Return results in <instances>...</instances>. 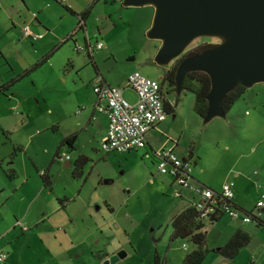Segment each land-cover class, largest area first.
Segmentation results:
<instances>
[{"label": "rangeland", "instance_id": "374dc122", "mask_svg": "<svg viewBox=\"0 0 264 264\" xmlns=\"http://www.w3.org/2000/svg\"><path fill=\"white\" fill-rule=\"evenodd\" d=\"M106 6H112L108 16L101 14L100 5L90 8L87 14L90 42L93 43L97 27L104 44L91 54V59L85 56L83 49L74 50L66 42L53 54V59L61 65H42L5 93L0 92V186L6 183V193H10L6 203L0 205V210L6 207L10 212L7 219L0 212L4 218L0 224V244L11 241L16 252L22 248L21 264H40L50 258L48 254H59L71 260L78 253L73 263L68 260L64 263L103 264V260L95 259L96 252L109 257L120 251L125 255L112 264H151L154 251L165 260L164 264H179L193 245L186 239L170 240V220L188 202L171 194L175 185L168 174L157 171L152 157L153 148L161 147V142L167 138L176 142L174 151L190 158L191 162L199 157L192 170L201 169V176L211 184L219 185L227 180L248 211L253 210L260 194L264 201V82L246 88L224 117L215 116L207 122H202L193 111L191 92L183 90L177 96L167 91L165 98L173 112L167 113L166 120L158 126L157 144L154 146L151 142L152 147L147 145L123 153L104 152L97 140L103 123L95 118L75 142L76 151L67 152L71 166L64 165L67 159L54 158L48 169L51 189L41 186L35 168L44 170L60 139L71 130H78L79 120L72 118L77 110L73 107L74 97L64 83L68 76L64 80L61 77L65 58L70 56L74 65L82 66L85 80L90 79L87 83L90 89L91 78L96 73L109 85L120 87L118 85L126 82L127 75L133 71L160 80L185 53L217 40L197 37L179 57L167 65H157L153 56L160 41L145 35L153 7L123 6L117 1ZM12 60V65L22 62L18 58ZM81 95L82 101H92L93 106L96 99L93 93L88 91ZM123 97L129 102L135 99L129 90L123 92ZM84 123L85 117L81 126ZM54 124H57L56 131L50 128ZM90 135L94 136L92 141ZM13 146L20 149L13 153ZM65 148L62 145L59 152ZM78 150L90 158L80 178L71 174ZM8 172L12 175L10 184ZM235 172H239V176ZM81 180H85L82 185ZM63 200L70 201L63 205ZM54 210L58 212L49 216L48 212ZM40 217L45 220L43 224ZM64 217H68L67 220ZM15 218L27 229L20 231L14 225ZM46 223L50 233L54 229L60 231L52 243L45 237ZM241 223L248 228L245 232L250 240L239 250L234 264H264V228H255L254 221ZM223 224L233 223L221 218L217 224H204L202 230L206 232L205 239L209 237L208 244L216 240L223 244L229 239L230 231L223 228ZM37 228L40 233L36 232ZM2 246L6 252L7 244ZM204 263L214 264L209 257Z\"/></svg>", "mask_w": 264, "mask_h": 264}, {"label": "crops", "instance_id": "0c3cea01", "mask_svg": "<svg viewBox=\"0 0 264 264\" xmlns=\"http://www.w3.org/2000/svg\"><path fill=\"white\" fill-rule=\"evenodd\" d=\"M115 1L116 0H64L62 2H58L57 0H0V85L4 84V83L6 84V82H8L10 79H12L16 74L22 72L24 69H26V68L30 67L31 65H33L34 63H36L45 54H48V56L44 59V61L41 62L31 72L22 76L21 78H25L27 76H30V74H32V72H34V70L41 67L42 65H61V62L60 63H59V61L56 62L57 60L53 59L54 58L53 54L55 51H57L61 46H63V44L65 45L66 42L69 44L68 46H72L73 48H74L75 44H84L83 31L81 29H75V27L78 23V19H79L78 16L80 15V13H82L85 9H87L88 10L87 14H89L91 12V9L94 8L95 5L96 6L100 5V6H102L101 7L102 8L101 14L102 15L106 14L108 16L109 10L111 9V7L113 5L110 7H107L106 5H111ZM89 9H90V11H89ZM33 12H35L34 17L31 15V13H33ZM87 14L85 15V18L83 19L86 31H87V27H90L89 20L87 19V16H88ZM24 23H27L29 26L32 25V30L34 32L42 34V36L39 39L34 40V41H36V43H34V41H32V40L24 38L21 35V27H22V24H24ZM50 25H52V27H50ZM149 26H150V23L148 24V27ZM69 34H71V37L67 38V35H69ZM87 34L89 36V41H90L91 36H90L88 31H87ZM101 37H102L101 33L99 32L98 28L95 27V35L93 36V42L95 40H101ZM63 38H67V39L65 41L61 42ZM27 42L29 43V45H27ZM85 56L88 57L89 59H91L87 54H85ZM13 58L15 61L17 60V58L21 59L22 62L20 64H16V65L13 64L14 65L13 66L11 64L13 62V60H12ZM11 65H12V67H11ZM63 65H64V68L61 71V73H62L61 77H62V80H64L65 77L68 76V80L64 81V83L65 82L67 83L68 87L71 89L72 96L74 97L73 107L77 108V110L75 109V112L72 114V118H73V120H76L78 118V120H79L77 123L78 124V126H77L78 130H71V132H69L63 138H61V139H64L68 135L75 134V138H74L73 142L71 143V145H72L71 149L67 145L62 144L66 148L63 149V151L59 152V149L62 147V145L59 144L60 141H59L57 147L54 149L53 154H52V158L50 159L48 166L46 168H44L49 181H50V176L48 174V169H49V166L52 163L54 158H57L59 156L64 160L67 159V161H64V164L66 162H69L71 159H70L67 152H69V149L71 151H74V150L76 151L75 142H77L79 140L80 135L82 133L87 131L88 127L91 126V124L95 118H97V120H99L98 122L102 121V123H103L101 132H100L99 136L97 137L98 145L100 148V144H99L100 142L99 141L105 133L106 124H107L106 113L104 111L103 112L97 111L94 107L95 103L92 106V103H93L92 101H90V102L89 101H82L83 96L81 95L82 92H88V91H89V93L91 92V95H92L93 83L96 80L99 81L100 79H102L103 82H105V80L99 74L96 73V75L91 78L92 85L90 84V86H91V89H90L87 86V83L90 81V79L85 80L86 79L85 74H84V72L82 73V71H81L82 66L74 65V62H73L72 58H70V56L67 59L65 58ZM21 78H19L14 83L15 84L18 83L21 80ZM105 83H107V82H105ZM12 85L8 86L6 89L9 90V88L12 87ZM125 85H126V82L124 81L121 85H118V86L122 87L124 91L125 90L131 91L129 88H124ZM5 90L3 93H5ZM131 92L133 93V91H131ZM93 95L95 96L94 93H93ZM95 102H96V99H95ZM99 103L101 104V101ZM79 106H80V109H78ZM95 112L97 114H94ZM84 117H85V123H84V126H81L82 120L84 119ZM165 120H166V118L162 122H164ZM162 122L157 124L155 127L151 128L147 132L146 144L148 146L152 147L151 142L153 143L154 146L157 144L155 142L156 141L155 133L157 132L158 126ZM50 128L53 131H56L57 130V124L51 125ZM89 139L92 141V139H94V136L90 135ZM168 143L169 142H166L164 140L163 142H161L160 145L168 146L167 145ZM174 145H176V142H174ZM67 149H68V151H67ZM174 149H175V146H174L173 150ZM153 150H155V149L153 148ZM63 153L67 154V158H64L62 156ZM176 154L178 156L185 157L183 154H178V153H176ZM78 155H83V156L87 157V159H90L87 154H85L84 152H81L80 150L77 151V154L75 157H77ZM190 155H191V153H190ZM194 161H196V162L194 163ZM198 162H199V157H198V159H193V165H196ZM9 163H11V161H9ZM84 166H85V164L80 168V175L78 176V178L83 176L82 169ZM35 170H38V169L35 168ZM35 173H36V171H35ZM235 174H236V176H239V172H235ZM191 175L193 177L192 178L193 182L204 184V185H206V186H208V187H210L216 191L220 190V186L224 182L222 180L221 184H219V185L211 184L209 181H207L205 178H203L201 176V169H198V168H194L191 171ZM7 177H8L7 181L10 184L11 181L9 179H12L11 178L12 177L11 172L7 173ZM4 178H6L5 175H4ZM38 178L40 180L41 186L43 188H46L42 184L39 176H38ZM84 181L85 180H83V181L81 180V185ZM107 182H108V180L105 181V183H107ZM49 188L51 189V182H50ZM12 191H15V187H13V186H12ZM78 191L79 190H77V193H78ZM233 191H234V197H233L234 203L236 205H238L239 207L247 210L241 204V203H243L241 196H238L237 192L234 189H233ZM9 194H8V191L6 193V183L3 182V184L0 186V205L6 203V200L8 199ZM239 199H240L241 203H240ZM69 201L70 200H67V201L63 200L61 203L64 205V204H67ZM255 210L257 211V209L253 206V213ZM263 210H264V207L260 208L259 213L261 215L262 221L264 222ZM0 212L6 216V219L8 218L9 213H10L9 210L6 209V207L3 208L2 210H0ZM56 212H58V210L48 212V215L52 216L51 214H54ZM11 216H13V213H11ZM67 218L68 217H64V219H66V220H67ZM221 218H225L229 222L233 223V224H229V225L223 224V228L226 227L229 229L230 234H227L229 236L236 229H241V230L247 231V232L249 231L247 227L242 226V224H245V223H241L240 221H234V220L228 219V217H226V216H221L220 219ZM220 219H218L217 221H215L213 223L217 224L220 221ZM39 220L42 224L45 222L43 217H40ZM39 220H35V222L39 221ZM3 221H4V218L2 216H0V224H2L1 222H3ZM14 221H15L14 225L17 226V228L20 231H22L23 229L21 228V224H23V223L19 222V223H21L19 225L18 224L19 220H17L16 218L14 219ZM45 226L47 228V232L45 234V237L47 238L48 242L50 241V243H52L53 242L52 240L55 239L54 236L57 235L58 232H60V231H58L57 229H54L50 233V229L48 228L47 223L45 224ZM255 228H260V227H255ZM36 232L40 233L41 230L37 228ZM62 235H65V233H62ZM208 238L209 237L206 238V248H208L210 251L206 254V256L203 259L201 264H205L204 262H205L206 257H209L210 259H212L214 264H234L238 253L232 259H225L221 255H219L218 253H215L213 250H211V249H214V248L222 245V242H219L218 240H216V241H212L211 244H208ZM11 243H12L11 241L10 242L7 241L6 243L0 244L1 248H3V249H4V247L2 246V244H7V246H8V247H6L7 256H6L3 264H21L20 258L23 259V257H20L19 254H21L22 248H20L19 251L16 252V249H14L12 247ZM78 254H76V256L71 260L70 259H64L59 254H55V255L48 254L47 256L50 258L47 261H44L40 264H48V263L49 264H65L64 263L65 260H68L69 262L73 263L74 259L78 256ZM107 257H108V255H106L105 257H103L99 261L101 262L102 260L106 259ZM222 260H223V263H222Z\"/></svg>", "mask_w": 264, "mask_h": 264}, {"label": "water", "instance_id": "95a60500", "mask_svg": "<svg viewBox=\"0 0 264 264\" xmlns=\"http://www.w3.org/2000/svg\"><path fill=\"white\" fill-rule=\"evenodd\" d=\"M123 6L150 5L153 15L146 37L160 46L153 61L167 65L180 56L197 37L218 39L211 47L182 57L174 68L175 94L190 72L209 78L202 122L224 117L226 95L237 86L249 88L264 82V0H121ZM70 166V162L64 164ZM125 255H110L103 264H112Z\"/></svg>", "mask_w": 264, "mask_h": 264}, {"label": "built area", "instance_id": "2783aa9c", "mask_svg": "<svg viewBox=\"0 0 264 264\" xmlns=\"http://www.w3.org/2000/svg\"><path fill=\"white\" fill-rule=\"evenodd\" d=\"M63 1V0H58ZM34 17L35 13H31ZM80 21L79 24L80 25ZM22 36L34 41L41 37V34L30 30L28 24L21 27ZM84 44L75 45L74 49H83L91 55L95 50L104 47L101 40L89 41V36L84 31ZM133 91L135 99L129 102L123 97V88L111 86L102 80L95 81L92 91L96 96L95 109L105 112L107 124L104 135L100 139V149L104 152H128L133 149L145 147L147 132L165 119L164 109L165 88L159 80L142 75L138 71L129 73L126 77V85ZM104 102L101 106L100 101ZM170 145H162L153 150V162L160 173L168 174L171 183L175 185L171 194L174 197L186 200L194 208L199 209L202 214L207 210L212 211L219 207L223 215L232 220L250 222L248 213L231 207L229 202L234 197L232 187L227 181L221 184L220 190L216 191L203 184L193 182L191 177L192 163L189 158L178 156L173 150V140L167 138ZM62 156L67 158V154ZM40 173H42L40 171ZM254 207L257 209L254 215L259 214V209L264 207L263 195L256 200ZM185 248V245H183ZM6 254L0 249V261Z\"/></svg>", "mask_w": 264, "mask_h": 264}, {"label": "trees", "instance_id": "16d2710c", "mask_svg": "<svg viewBox=\"0 0 264 264\" xmlns=\"http://www.w3.org/2000/svg\"><path fill=\"white\" fill-rule=\"evenodd\" d=\"M87 12L88 10L85 9L82 13H80L79 17L83 20ZM216 43H213V44L205 43L203 45H200L199 47H197L195 51H189L185 53L184 56H187V55L196 53L202 49L211 47L212 45ZM47 56L48 54H45L36 63L24 69L22 72L16 74L12 79L6 82V84L5 83L1 84L0 92H4V90L8 86L12 85L19 78L28 74L33 69H35L41 62L44 61V59ZM176 63H174L171 69L168 70L164 74L163 78L161 79V84H165V89L167 88L166 92L167 91L175 92L174 68H175ZM208 88H209V78L203 72H190L185 75L182 81L181 91L186 90L193 94L194 96L193 111L200 118H202V116L205 113V109L207 105L206 100H205V94L207 93ZM244 90L245 88L239 85L226 95L224 99V103H223V108L225 112L228 110L229 106L232 103H234L238 98H240ZM164 109L166 113L173 112L172 105L168 104L166 101L164 103ZM74 138H75V134L68 135L64 139H61L59 144L60 145L65 144L71 149L72 148L71 143L73 142ZM19 149L20 148L18 146H13V153ZM88 160L89 159H87V157L83 155H78L76 159L74 160V170L71 174H74L75 176H79L80 168L84 164H86ZM195 162L196 161H194V163ZM191 163H192V168H193V162ZM35 171H36V174L40 177L42 184L48 189H50L49 188L50 181L47 178L46 171L45 170H35ZM40 171L42 173H40ZM233 200L234 198H232L231 201H227L229 202V205L231 207H234L244 213H248L251 217V221L255 222V227L264 228V222L262 221L260 213L258 215H254L253 210L252 211L245 210L239 207L238 205H236ZM221 216H224V215H223V212L219 209V207H214L212 211L207 210L204 214H202L199 209L194 208L192 205L188 203L181 211H179L177 214H175L171 218L170 220V226H171L170 240L186 239V240H189L193 245V248L184 255V257L181 259L179 264H201L202 263L206 254L210 251L208 248H206V239H205L206 232L202 230L204 227V224H212L213 222L220 219ZM18 224H21V223L18 222ZM21 228L23 230L27 229L24 224H21ZM249 240H250V236L247 232L241 229H236L224 244L214 249H211V250H213L215 253H218L225 259H232L233 257L236 256L238 251L249 242ZM0 249L7 256V253L1 248V246H0ZM106 255H107L106 253L100 254L96 252L94 257L95 258L97 257L98 259L97 258L96 259L99 261ZM4 260L2 262L0 261V264H3ZM164 263H165V260L160 258L157 252L154 251L152 255L151 264H164Z\"/></svg>", "mask_w": 264, "mask_h": 264}, {"label": "clouds", "instance_id": "9594fccd", "mask_svg": "<svg viewBox=\"0 0 264 264\" xmlns=\"http://www.w3.org/2000/svg\"><path fill=\"white\" fill-rule=\"evenodd\" d=\"M58 1V0H57ZM64 1V0H63ZM116 1H118V2H120L121 0H116ZM58 2H60V1H58ZM62 2V1H61ZM33 13H35V12H33ZM35 16V15H34ZM78 23H77V25H76V27H75V29H81L82 31H83V33H84V31H86V28H85V25H84V22H83V20L78 16ZM79 21H80V25H78L79 24ZM87 32V31H86ZM83 36H85V33H84V35ZM71 37V34H69V35H67V38H70ZM67 38H63L62 39V41H65ZM216 42H218V39L216 40ZM216 42H214V43H216ZM75 45H78V44H75ZM74 45V46H75ZM75 50V49H74ZM87 54V53H86ZM88 55V54H87ZM90 58H91V55H88ZM179 57V56H178ZM176 59V58H175ZM174 60V59H173ZM172 61V60H171ZM179 61V60H178ZM100 80H102V79H100ZM160 81V84H161V80H159ZM161 85H163V84H161ZM165 88V87H164ZM246 89V88H245ZM165 92H166V89H165ZM166 94H167V92H166ZM178 96V95H177ZM165 101L168 103V104H170L167 100H166V98H164V103H165ZM166 112V111H165ZM226 113V112H225ZM166 115H167V113H166ZM165 118H166V116H165ZM163 121V120H162ZM161 121V122H162ZM159 124V123H158ZM147 145V144H146ZM145 145V146H146ZM174 148V147H173ZM263 208V207H262Z\"/></svg>", "mask_w": 264, "mask_h": 264}, {"label": "flooded vegetation", "instance_id": "af4514ba", "mask_svg": "<svg viewBox=\"0 0 264 264\" xmlns=\"http://www.w3.org/2000/svg\"><path fill=\"white\" fill-rule=\"evenodd\" d=\"M182 57H184V55H183ZM182 57H181V58H182ZM181 58H179L178 60H180ZM162 78H163V77H161L160 80H161Z\"/></svg>", "mask_w": 264, "mask_h": 264}]
</instances>
